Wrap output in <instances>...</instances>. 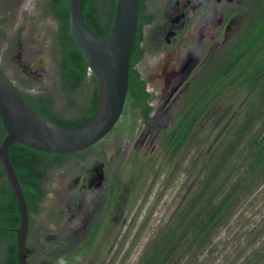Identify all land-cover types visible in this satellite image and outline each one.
<instances>
[{
	"label": "trees",
	"instance_id": "16d2710c",
	"mask_svg": "<svg viewBox=\"0 0 264 264\" xmlns=\"http://www.w3.org/2000/svg\"><path fill=\"white\" fill-rule=\"evenodd\" d=\"M253 3L254 13L241 22L236 38L228 43L195 78L183 101L173 114L168 127H161L158 142L171 159L189 146L195 129L207 111L221 100L238 97L241 102L223 135L202 154L194 190L174 211L168 222L145 246L137 264H205L221 231L236 218L240 209L264 188V0ZM69 0H48L45 13L57 22L52 36V56L64 106L55 104V95L32 89L33 78L25 75V84L12 82L26 100L44 117L64 128H79L95 115L97 89L87 63L76 48L68 24ZM248 4V3H247ZM115 10V0H84V23L102 40L107 38ZM246 7L236 6L229 17L244 14ZM146 0H140L139 19L130 55L128 90L120 119L114 128L96 144L71 154H50L19 143L8 148L9 159L20 181L28 213L39 210L45 196L44 181L50 170L68 159H84L90 154L101 155L109 139L119 141L127 134L132 138L141 121L151 122L153 94L138 69L143 58L141 42L143 26L152 21ZM0 31V41L4 38ZM3 69V68H2ZM2 71V70H1ZM3 72H6L3 70ZM6 76V74H4ZM7 77V76H6ZM229 92V97L225 93ZM78 97V98H77ZM77 99H79L77 101ZM6 131L0 120V142ZM135 181L142 178L140 164L135 161ZM0 225L17 227L20 212L17 202L4 181L1 165ZM110 194L116 190L117 177L107 176ZM97 221V220H96ZM101 225L93 223L86 248L91 249ZM264 231L259 233V237ZM15 246L8 264H18ZM58 264H71L61 257ZM233 264H264V249L258 248Z\"/></svg>",
	"mask_w": 264,
	"mask_h": 264
},
{
	"label": "rangeland",
	"instance_id": "374dc122",
	"mask_svg": "<svg viewBox=\"0 0 264 264\" xmlns=\"http://www.w3.org/2000/svg\"><path fill=\"white\" fill-rule=\"evenodd\" d=\"M5 1H0V17L7 18L8 23L5 26L10 48H7L5 41L0 43V64L16 83L23 86L27 78L24 76H31L32 89L53 93L56 104L64 106L65 99L58 94L60 89L52 56V36L56 25L52 17L45 13L46 2L23 0L5 10ZM247 3L242 1L244 8L246 7L244 14L230 24L227 38L229 42L233 40V35L237 34L236 27L240 21L254 13L253 3ZM192 5L194 6L190 7L191 12L195 7V4ZM218 19L217 16L211 24ZM214 28H207L206 34H212ZM223 35L217 39V43L213 42L214 49L208 48L210 53L204 55L199 66L192 71L191 77L186 78V83L190 84L202 66L224 49ZM180 56L181 54H178L173 57L177 64L181 62ZM152 60L155 58H146L140 69L143 72L149 69ZM158 60L162 67V59ZM169 69L173 71L171 66ZM149 89L151 90V85ZM185 91L186 89L179 94L175 104L169 108L166 104L161 107L164 101H153L156 112L150 116L152 121H141L132 138H128L126 134L119 141L109 139L101 155L91 154L82 164L73 160L50 172L41 212L35 217L33 224L38 255L34 258V264H44L46 252L43 249H50V233L57 225L50 220L53 210L61 211L60 221L64 223L66 220L62 227L57 225L59 235L65 233L71 240L73 238L69 232L72 229H69L68 225L77 228L78 224L77 219L71 217L80 218L83 212L92 215L93 211L98 209V197L102 191L89 186L88 180L94 175L88 169L96 167L99 162L104 163L106 178L109 175L117 177L116 195L109 211L104 213L103 226L91 249H78L71 264H137L147 243L194 190L202 154L211 148L212 140L215 141L214 144L220 140L224 133L223 125L228 123L229 119L232 120L230 117L241 102L235 97L227 102L220 99L213 104L197 125L192 143L171 159L159 145L157 131L171 124L173 114L181 104ZM225 96L229 97V92H226ZM135 161L142 169L139 182L135 181ZM76 199L81 200L79 206ZM262 231L264 188L244 204L236 218L221 231L214 248L206 257L205 264H233L245 250L248 254L254 249H264V232L259 237ZM79 245L77 248L82 244Z\"/></svg>",
	"mask_w": 264,
	"mask_h": 264
},
{
	"label": "flooded vegetation",
	"instance_id": "af4514ba",
	"mask_svg": "<svg viewBox=\"0 0 264 264\" xmlns=\"http://www.w3.org/2000/svg\"><path fill=\"white\" fill-rule=\"evenodd\" d=\"M21 1L23 0H6L4 2V9H11V5H18ZM44 1L46 2V5H48V0ZM242 1L244 0H146L147 10L149 15L153 16V19L152 21L145 23L143 26V40L141 42L143 58L138 64V69L142 73V76H147H143V78L147 82L146 87L148 91L153 94V98L150 101L151 105L153 101H156L157 103L164 101L163 104L161 103V107H165V104L168 105L167 108L173 106L179 94L185 89L187 91L193 82L191 81L190 84L186 83V78L191 77L190 75H192V71L195 67L199 66L204 55L210 53L208 48H210V50L215 48L213 47V42H216L222 34H224L222 39V44H224L223 48H225L228 43L232 42V40L229 42V39H227L229 37L230 24L237 21L243 14L233 15L231 17H229V14L236 8V6L244 7ZM192 4H195V7L191 12L190 7L194 6ZM217 16L219 19L216 20L215 23L211 24L213 19L217 18ZM7 23V18L0 17V31L1 34L5 35L0 43L5 41L7 48H10V44L7 40L8 30L5 26ZM55 25L57 28L56 21ZM240 27L241 21L236 27L238 28L237 34L233 35V39L239 34L241 29ZM207 28H214L213 33L209 35L206 34ZM178 54H181V62L179 64H177L176 60L173 59V57ZM148 57L152 59L155 58V60H152L150 62L149 69H145L143 72L140 68L144 65L143 63ZM214 57L215 56H213V58ZM158 59H162V67H160ZM207 64L205 63L202 66L194 79L199 76ZM169 66H171L173 71L169 69ZM2 68L3 67L0 64V70H2V72L3 70L6 71ZM3 73L6 74L7 78L11 79L12 82H15L8 72ZM149 85H151V90L149 89ZM155 110L156 109H153L150 116L156 112ZM160 129L161 128H159L157 132H159ZM88 156L84 159H77L76 161H80L79 164H82L87 161ZM73 160L75 159H68L59 167L49 171L44 181L45 191L50 172ZM103 167L104 163L99 162L96 167H90L88 169V171L94 175L93 178L88 180L89 186L102 192L101 196L98 197L99 207L97 210L93 211L92 215H89L87 212H83L80 215V218L76 216L71 217L77 219L78 221L77 228L68 225L69 229H72L69 234H72V238L74 240H69V236L65 233L59 235L57 225H64L66 220H64V223L60 221L62 216L61 211L53 210L54 213L50 217V220L51 222H55L57 225L54 226L50 233V249H43L46 252L44 255V264H58V259L61 257L72 261L75 259L77 251L80 249H87L86 245L88 243L91 225L95 222L101 225L100 229L102 228L105 219L104 213L107 210L109 211L116 195L115 193L113 195L109 193L110 184H107L106 173L104 171L105 168ZM4 181L6 182L5 177ZM2 186L4 187V182L2 176H0V199ZM45 196L39 203V210L36 213L29 215V230L26 241L27 264H34V258L38 256L36 254V239L33 224L35 217L41 212L42 202L45 199ZM80 203L81 200L77 206H79ZM54 219L55 221H53ZM15 228L16 227L0 225V264H8L10 255L14 251V238L16 241V233L14 231ZM79 244L82 245L80 246ZM77 245L80 247L77 248ZM47 252H49V254H47Z\"/></svg>",
	"mask_w": 264,
	"mask_h": 264
},
{
	"label": "water",
	"instance_id": "95a60500",
	"mask_svg": "<svg viewBox=\"0 0 264 264\" xmlns=\"http://www.w3.org/2000/svg\"><path fill=\"white\" fill-rule=\"evenodd\" d=\"M84 0H69L71 38L94 76L97 106L94 117L79 128H64L39 113L0 70V120L6 134L0 142V165L20 212L16 233L18 264H27L29 230L27 202L9 159L8 148L19 143L50 154L84 150L109 134L121 117L128 90L129 64L134 44L140 0H115V10L105 40L83 21Z\"/></svg>",
	"mask_w": 264,
	"mask_h": 264
}]
</instances>
